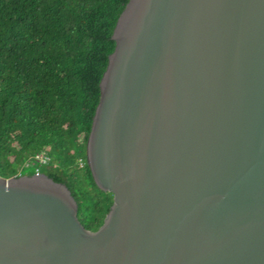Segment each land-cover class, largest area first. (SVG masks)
Masks as SVG:
<instances>
[{
	"label": "water",
	"instance_id": "obj_1",
	"mask_svg": "<svg viewBox=\"0 0 264 264\" xmlns=\"http://www.w3.org/2000/svg\"><path fill=\"white\" fill-rule=\"evenodd\" d=\"M86 142L112 194L0 177V264H264V0H128Z\"/></svg>",
	"mask_w": 264,
	"mask_h": 264
},
{
	"label": "trees",
	"instance_id": "obj_2",
	"mask_svg": "<svg viewBox=\"0 0 264 264\" xmlns=\"http://www.w3.org/2000/svg\"><path fill=\"white\" fill-rule=\"evenodd\" d=\"M128 0H0V177L64 184L96 231L112 204L86 161L99 82ZM42 154L48 162L26 172ZM22 174V175H21Z\"/></svg>",
	"mask_w": 264,
	"mask_h": 264
},
{
	"label": "built area",
	"instance_id": "obj_3",
	"mask_svg": "<svg viewBox=\"0 0 264 264\" xmlns=\"http://www.w3.org/2000/svg\"><path fill=\"white\" fill-rule=\"evenodd\" d=\"M47 162L48 159L44 155L39 154L34 156L32 160L26 164V167H38V166L40 167L42 165H45ZM38 173L39 172L36 170V174Z\"/></svg>",
	"mask_w": 264,
	"mask_h": 264
},
{
	"label": "rangeland",
	"instance_id": "obj_4",
	"mask_svg": "<svg viewBox=\"0 0 264 264\" xmlns=\"http://www.w3.org/2000/svg\"><path fill=\"white\" fill-rule=\"evenodd\" d=\"M31 170H33V167H29V168H27V169H26V172H30ZM22 174L24 175L25 173H22ZM22 174H21V175H22Z\"/></svg>",
	"mask_w": 264,
	"mask_h": 264
}]
</instances>
